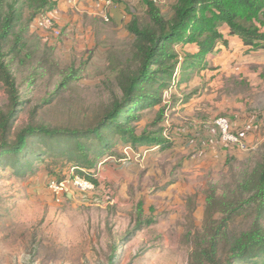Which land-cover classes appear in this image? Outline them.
<instances>
[{"label":"rangeland","instance_id":"374dc122","mask_svg":"<svg viewBox=\"0 0 264 264\" xmlns=\"http://www.w3.org/2000/svg\"><path fill=\"white\" fill-rule=\"evenodd\" d=\"M87 2L93 13L80 9ZM110 3L56 2L47 13L58 36L38 29L27 7L17 11L20 20L4 45L22 102L13 131L30 123L85 130L121 98L119 71L138 67L128 25L136 19L143 26L149 19L141 0ZM154 4L169 18L175 0ZM259 17L252 23L264 33V15ZM14 46L18 55L9 53ZM172 49L182 57L179 44ZM219 49L207 55L202 72L181 77L177 69L169 88L159 91L160 103L136 111L138 118L129 124L137 136L162 134L171 146L134 148L114 137L108 151L113 156L106 153L95 171L85 170L97 187L76 176L74 164L50 154L24 177L0 164V264H190L194 247L218 226L225 230L218 243L222 262L230 256V244L255 221L264 228V209L259 212L248 202L251 192L242 190L264 156V54L234 59L222 57L225 51ZM69 77L74 78L62 85ZM184 96L193 97L181 104ZM8 103L0 83V108ZM164 106L162 120L154 124ZM222 118L244 151L222 144L216 128ZM76 180L90 188L78 187ZM61 181L72 182L67 191L55 189ZM208 195L215 197L212 218ZM138 204L140 220L149 225L133 231Z\"/></svg>","mask_w":264,"mask_h":264},{"label":"trees","instance_id":"16d2710c","mask_svg":"<svg viewBox=\"0 0 264 264\" xmlns=\"http://www.w3.org/2000/svg\"><path fill=\"white\" fill-rule=\"evenodd\" d=\"M4 1L0 0V83L5 88L9 103L5 110L0 108V164L10 167L16 177H24L27 172L35 173L37 163L43 156L50 154L51 157L64 158L66 162L74 164V174L97 187L94 175L85 170L95 171L98 160L104 154L113 156L108 151L113 146L111 140L114 137L118 136L122 143H130L134 148L153 144L162 148L171 146L172 142L165 140L162 134L151 137L145 135L144 131L137 136L134 127L129 124L138 118L135 117L136 111L160 103L159 91L169 88L177 69L181 77L194 70L204 71L207 69V55L218 52L219 46L225 51L222 57L230 54L236 59L253 52L264 54V33L252 23V19L260 20L259 16L264 15V0H175L169 18L164 17L151 0H141L146 7L149 23L140 26L133 19L128 25V31L135 39L133 61L138 67L135 71H119L117 80L121 98L114 100L104 110L99 121L85 130L30 123L13 131L22 102L16 80L6 61L8 54L4 51L5 42L20 20L17 11L22 7L29 9V20L35 22L42 12L52 11L56 2L10 0V4H5ZM109 1L119 3L122 0ZM175 44H179L182 57L172 49ZM9 53L18 55L20 51L14 46ZM73 78H67L62 85ZM192 97L184 96L180 103ZM166 107L158 111L154 124L162 120ZM242 187L243 191L251 192L248 202L256 205L259 212L264 209V156L253 176ZM206 202L207 217L212 218L210 208L215 197L208 195ZM141 207V204L137 205L138 216L133 231L144 223L149 225V222L140 220ZM228 218L230 216L227 214L224 221ZM223 234L225 230L221 226L205 233L203 243L198 242L192 251L190 264H231L236 260L253 258L264 261V228L257 221L249 232L230 244V256L221 262L218 243Z\"/></svg>","mask_w":264,"mask_h":264},{"label":"built area","instance_id":"2783aa9c","mask_svg":"<svg viewBox=\"0 0 264 264\" xmlns=\"http://www.w3.org/2000/svg\"><path fill=\"white\" fill-rule=\"evenodd\" d=\"M123 1L128 2L131 0H123ZM151 1L153 3L156 2V0H151ZM104 2H106V4L110 3L109 0H104ZM103 19L105 22H107V18L104 17ZM35 25L38 29L44 30L53 36H58L60 34L53 20L50 18L49 13L47 12H42L40 15H38V17L35 19ZM216 128L222 144L226 146L236 147L243 151L245 150V146L242 144V141L237 137V135H234L232 133L231 126L225 118L218 119L216 121ZM70 183L72 184V182L61 181L56 185L54 184V186L56 190H59L60 192H64L67 191V186L70 185ZM74 184L80 188H87V189L90 188V186L87 185L86 182H83L81 180H76ZM52 188L54 187L52 186Z\"/></svg>","mask_w":264,"mask_h":264},{"label":"crops","instance_id":"0c3cea01","mask_svg":"<svg viewBox=\"0 0 264 264\" xmlns=\"http://www.w3.org/2000/svg\"><path fill=\"white\" fill-rule=\"evenodd\" d=\"M54 1H55V2H58V3H59V2H64V1L66 2V0H54ZM122 1H123V0H122ZM122 1H121V2H122ZM110 2H111V1H110ZM123 2L126 3V1H123ZM105 4H106V2H105ZM109 4H111V3H109ZM109 4H106V5H109ZM92 5H93V4H92L91 2H87L86 4L80 5V9H81V10H85V11L88 10L89 13H93V10H92L93 7H92ZM121 7H123V8H120V11L124 13L123 10H124L125 7H124L123 5H122ZM54 8H55V7H54ZM109 15H110L111 17H115V15H116V11H112V10H111L110 13H109ZM105 18H106V17H105ZM102 20L104 21V19H102ZM107 21H108V18H107ZM104 22H105V21H104ZM218 137H219V135H218Z\"/></svg>","mask_w":264,"mask_h":264}]
</instances>
